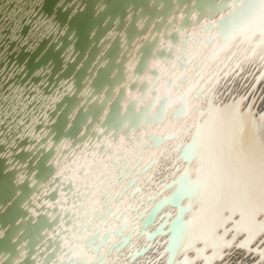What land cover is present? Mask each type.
I'll list each match as a JSON object with an SVG mask.
<instances>
[{"label": "snow or ice", "instance_id": "6c2138e0", "mask_svg": "<svg viewBox=\"0 0 264 264\" xmlns=\"http://www.w3.org/2000/svg\"><path fill=\"white\" fill-rule=\"evenodd\" d=\"M100 7L103 10L106 6ZM181 7L183 11L180 10ZM119 23L120 21L116 20V24ZM161 27L165 29L163 32L160 31ZM190 28H194V31L181 35ZM114 32L115 29L109 32L105 39L113 37ZM148 32V39L153 42L158 38L169 37L165 46L168 55L163 60L160 58L162 53L156 56L146 77L138 74L137 64H140V61L130 66L128 74L131 79L125 84L124 89L136 86L135 92L128 91L125 97L122 89L115 90L117 100L124 101V113L131 112V117L109 126L108 106L111 104V96L95 97L102 101L101 107L107 108V111L82 123V130H78L79 139L74 138L71 141L60 139L53 128L49 127L59 123L60 116L67 107L58 101L79 91L74 81L62 83L58 81L52 85L51 90L47 84L40 81L31 93L27 88L21 92L20 88L12 84V88L16 89L21 99L28 97V100H25L28 108L38 110V114L37 111L32 113L35 117L33 123L29 124L25 120L19 125L14 136H24L29 145L27 149L29 153H35L37 156L45 152L49 156L55 153L57 168L61 163V155L67 159V153L63 150L74 149L85 138L89 141L95 138V147L98 150L94 156L99 160L102 154L112 155L111 144L128 142L131 147L139 143L142 148H147L148 141L151 140L153 146L159 150L162 144L172 140L179 141L182 135L191 134L186 144L177 143L173 146V151L179 153L175 164L182 160L186 166L180 170L174 164V178L168 184L161 185L164 190H172V195L162 198L159 211L170 205L176 208V216L164 213L158 224L151 221L155 224L152 232L146 230L147 225H143L144 230H141V224L138 229H133L131 234L125 235L129 228L128 219L124 217L117 229L109 227L108 221L104 220L89 233V213L85 211L80 216L75 214L78 211L77 199L81 201L85 199L87 194L94 190L91 185L78 189L74 183H69L67 193L60 191V199L54 197L45 199L44 205L47 208H59L58 212L48 213L55 225H62L61 231L55 232L54 236L59 237L64 245L72 246L70 255L66 252L63 257L58 258L61 262L67 259L68 264H105L104 257L99 254L97 240L104 245L108 244L110 237L115 238L109 252H119L131 245L133 234H138L144 237L146 243L143 248H132L128 258L135 260L141 255H147L152 247V241L158 235H169L170 239L165 243H171L173 221H182L184 215H191L192 219L184 222L181 238L176 243L177 254L180 251L193 250L197 242H202L205 247L195 248V252L197 259L202 258L204 264H214L217 259L224 264L226 258L232 255V248L249 254L255 251L264 259V250L252 247V241L257 237H260L259 243L264 246V111L254 112L249 105L241 108L235 101L229 104L218 103L219 97L222 96V80L234 84L236 80L243 78V86L250 87L251 91H255V87L264 82V0H211L206 6H202L199 0H185L183 5L175 6L171 18L161 17L160 22L154 23ZM177 49L180 50L177 63L173 64L172 56ZM233 49L240 51L233 52ZM258 55L260 70L253 75L252 86H249L243 66L255 60ZM103 56L104 53L101 52L97 60L100 61ZM104 65L100 63L101 67ZM137 80L144 84V88L136 84ZM94 90L92 87H85L79 91V95L91 102L89 98H93ZM104 92L108 93L109 89H104ZM249 96L250 93H245L240 97V102L248 100ZM205 103L206 107L201 109V105ZM250 105L254 106L255 100H251ZM171 109L175 110L169 114ZM80 110L74 106L72 115L66 119L67 126L63 129L65 134L73 127L70 121L75 120L76 113ZM83 110L88 111L87 108ZM193 116L197 119L191 126L172 127L171 130L165 129L151 135H134L139 133L141 128L147 133L154 125L164 124L166 121L169 123L187 121ZM117 136L121 137L120 141H117ZM156 162V159H151L140 174L143 175ZM193 162L200 165L196 169L195 178L192 175ZM68 170L66 166L58 171L53 181L49 182V187L52 183L59 184L68 179L65 175ZM77 175L86 176V169H81ZM26 178V175H20L17 183L25 182ZM109 182L116 183L115 180ZM31 183L35 184L36 181L33 179ZM136 183L137 181L132 179L116 196L129 194V198L134 199L142 191L136 187ZM51 190L59 191V187ZM77 192L79 197L76 196ZM68 193L72 194L71 207H68ZM155 199V194L145 198ZM184 200L188 203L185 204ZM194 203L199 204L196 211H193ZM23 207L38 215L30 203H25ZM91 207L95 210V204ZM123 211L122 209L118 214V222ZM128 211L134 212L136 209L130 207ZM103 215L111 217L112 210L109 208ZM100 227L105 229L103 234L99 231ZM221 229L223 236L218 235ZM229 232L233 234L232 243L227 240ZM4 235L5 231L0 230V237ZM235 236H241L242 242L235 243ZM10 242L16 255L0 254V264H42L44 261H47V264H56V260L51 257L58 253L60 248L47 235L33 247H29L30 241L22 239L21 235L15 236ZM209 247L212 249V256L202 255ZM166 251H169L168 264H177L172 251L170 249ZM180 264L193 262L185 258Z\"/></svg>", "mask_w": 264, "mask_h": 264}, {"label": "water", "instance_id": "95a60500", "mask_svg": "<svg viewBox=\"0 0 264 264\" xmlns=\"http://www.w3.org/2000/svg\"><path fill=\"white\" fill-rule=\"evenodd\" d=\"M184 2L185 0H0V230L5 231L4 237H0V254L11 253L13 256L16 255L10 241L17 235H21L22 239L30 241L29 247L35 246L39 240L47 235L60 248L59 252L53 254L51 259H55L56 264H68L67 259L61 262L58 257H63L66 252L70 255L72 246L64 245L59 237L54 236L55 232L61 231L62 225H55V222L51 221L48 216L49 212H58L59 208H47L44 205V200L51 197L60 199V191L67 193L69 183H74L78 189H83L85 185H91L94 189L87 194L85 199L82 201L77 199L76 201L78 207L76 216L82 215L85 211L89 213V233L104 220H107L108 226L113 229L121 226L124 217H127L129 223L130 218L125 211L120 216L121 223L118 226L109 223L112 216L118 222V214L121 213L122 209L125 210L126 206L134 207L136 211L134 212L135 219L132 220L133 225L128 227L129 232L125 235L131 234L133 229H138L141 224V230H144L143 225L148 227L149 224H153L151 221L158 224L164 213H171L170 210L162 211L159 220L155 219L165 195L156 197L149 208L144 206L140 211H137L140 204L131 202L128 205L123 203L121 208H119L118 203L114 209H111V204L103 208V205H106L110 200L118 199L120 196L117 197L116 194L120 193L121 189L128 185L132 179L136 180V177L131 178L125 186L120 188L119 192L113 190L118 186L123 176L130 174V170L125 171L123 168L128 165L133 167L141 160L143 156L141 151H145L146 148H142L140 144L136 148L130 147L128 142H124V147L120 143L111 144L112 155L102 154L97 160L94 156L98 150L95 147V138L91 141L85 138L74 149L63 150L67 153V159L65 160L61 155L59 168L55 164V153L51 156L47 152L38 156L35 153H29L27 151L29 145L24 136L19 135L17 137L14 134L25 120L32 124L35 120L32 113L37 111L38 114V110L28 108L25 103L28 97L25 96L24 99H21L16 89L12 88V84L20 88L21 92L27 88L29 93L40 81L47 84L49 90L58 81L61 83L74 81L75 87L79 91L85 87L95 89L93 98H89L91 102L81 98L79 91L75 95L64 96L58 101L67 107L60 116L59 123L49 127L53 128L60 139H68L69 141L74 138L79 139L78 130H82L81 124L100 116L103 111H107V108L101 107L102 101L95 97L111 96V104L108 106L110 111L109 126L129 118L132 114L131 112L124 113V101L117 100L115 90L117 88L122 89L125 97H127L128 91L135 92L136 86L124 89L125 84L131 79L128 74L130 66L136 61H140L141 63L137 64L138 74L141 77H146L151 65L155 62L154 58L162 53L160 58L163 60L168 55V49L165 46L168 44L169 37L158 38L153 42L148 39V30L154 23L160 22L161 17L171 18L175 6L183 5ZM210 2L211 0H199L202 6H206ZM161 5L163 7H160ZM100 6L106 7L101 10ZM180 10L183 11V8L181 7ZM195 15L194 12L193 16ZM116 20H119L120 23L116 24ZM113 29H115L113 37L106 40L105 37ZM164 30L163 27L160 28L161 32ZM193 31L194 28H190L181 35ZM60 32L64 34L59 35ZM93 33H95L94 36ZM102 41L103 43H101ZM179 51L177 49L172 56L171 62L174 64L177 63ZM101 52L104 53V56L98 61L97 58L100 57ZM100 63H104V67H101ZM252 69L253 73L245 69L249 86H252L253 75H256L260 70L257 65H254ZM228 83L227 89L222 90L225 96L228 97L230 94L231 96H242L245 93H250L249 99L245 103H250L254 96L256 97L254 107L264 110V82L256 86L255 91H251L250 87L243 86V78L236 80L234 84L231 81ZM136 84L140 88H144V84H141L139 80L136 81ZM106 88L109 89L108 93L104 92ZM237 91L238 93H236ZM39 98L38 92L37 99ZM74 106L81 110L76 113L75 120L70 121L73 123V127L65 134L63 129L67 126L66 119L72 115ZM85 108L88 109L87 112L83 110ZM129 108L131 109V105ZM165 123L152 126L155 127L154 130L151 131L149 128L147 133L141 128L140 132L134 135L160 133L158 130ZM26 130L32 131V129ZM120 138L117 136V141H120ZM150 141H148V145ZM151 143L153 144L152 141ZM186 143L187 141L184 142V144ZM85 145L88 146L85 147ZM176 157L173 160L174 164ZM153 158L156 159V157ZM131 161H133L132 164ZM89 165L92 167L89 168ZM66 166L69 169L65 173L68 179L59 184L52 183L49 187V182L53 181L57 172ZM175 166L178 168L179 163ZM81 169H86V176L77 175ZM124 171L125 174H123ZM22 174L27 177L25 182L17 183ZM33 179L36 181L35 184L31 183ZM110 180H115L116 183H110ZM155 181L160 184L163 183L159 178ZM170 181L171 179L165 184ZM57 187H59V191L51 190ZM136 187L139 186L136 185ZM162 190L159 187L155 193L150 192L145 198L152 194L157 196ZM94 193L97 195L96 197H92ZM171 195L172 191L166 197ZM71 196L72 194L68 193V207H71ZM76 196L79 197V192L76 193ZM25 203H30L31 208H34L38 215L33 214L30 209H25L23 207ZM93 204H95V210L91 207ZM109 208L112 210V215L106 217L103 213ZM173 208L175 213L172 216L175 217L176 208ZM142 213L143 216H141ZM97 218L98 221H96ZM137 218H139L138 222H136ZM154 228L155 225L151 230L148 228L146 230L152 232ZM179 228L180 220H174L171 243H165L169 241V235H158L152 241V247L148 250L147 255H141L139 258L131 260L128 258L131 249L122 256L123 258L126 257L123 262L115 261L114 264H168L169 251L166 249L172 251L177 264H180L185 258H189L188 260L192 258L193 264H204L202 258L197 259L195 252L191 254V258L189 256V252L195 251V248L203 249L204 244H201L202 248L195 244L193 250L176 253L175 246ZM99 231L103 234L105 229L102 231V227H100ZM165 231L167 232L168 229ZM222 231L223 229H221L220 236H223ZM161 236H164V239L160 238ZM227 240L229 243L233 242L231 232H229ZM259 240L260 237L253 240L252 247L254 249L260 247L264 250V246L259 243ZM114 242V238L110 237L108 243L111 245ZM234 242L241 243L242 237L235 236ZM96 244L99 249L101 246L107 245H101L99 240L96 241ZM110 245L107 247L108 251ZM132 245L133 243H131ZM144 245L138 246V248H143ZM231 253L232 255L226 258L224 264H264V259L259 257L255 251L249 254L246 251L232 248ZM99 254L103 256V252H99ZM212 254V249L209 247L208 251L202 255L212 256ZM249 258L254 259L248 260ZM107 263L105 262V264ZM42 264H47V261L42 262ZM214 264H222V262L217 259Z\"/></svg>", "mask_w": 264, "mask_h": 264}, {"label": "bare ground", "instance_id": "6f19581e", "mask_svg": "<svg viewBox=\"0 0 264 264\" xmlns=\"http://www.w3.org/2000/svg\"><path fill=\"white\" fill-rule=\"evenodd\" d=\"M189 46L191 47V42H189ZM239 51H240L239 49H233V52H239ZM173 64H174V62H173ZM254 65H257L258 69H260V57H259V55L256 57L255 60L251 61L250 63H248L246 65H244L243 68L246 69V70L248 69L249 72L253 73L252 67ZM228 82H225L223 80L221 81L222 96L219 97L218 103L229 104V103H233L235 101L236 103H238L240 105L241 108H244L245 105H249V106H252L254 112L264 111V110L259 109V107L255 108L253 105H250V103L246 104L245 103L246 100L243 103H241L240 102V97L241 96H231V94L228 97H227V95L225 96L223 91L225 89H227V87L229 85ZM231 93H233L232 90H231ZM236 93H238V91ZM175 94L176 93H173V95H175ZM251 100H255L256 101V97L253 96L251 98ZM204 107H206V103L201 105V109H203ZM261 108H262V106H261ZM263 108H264V106H263ZM171 110H173V109H171ZM196 119H197V117L193 116L187 121H182L181 120V121H173L171 123L166 121L165 125L161 126L159 128L158 132H162L165 129L171 130L172 127L191 126ZM154 128L155 127H150V130L153 131ZM190 138H191V134L190 133L187 136H183L182 135L180 137L179 141L172 140V141H169L167 143H164L159 148V150H157L153 146L151 141H150L149 142V146L146 148V150L145 151H143V150L141 151V154H143L141 160L136 165H134L133 167L128 165V166L123 168L125 171H129L130 170L129 171L130 174L123 176L122 179L120 180V183L118 184V186H116L113 189L114 192H116V191L119 192L120 188L122 186H125L129 182V180L131 178L136 177V181H137L136 185H138L142 189V191L135 197V199H130L129 198V194H125L123 196H120L118 199H112L106 205H103V208H105L106 206L111 204L112 205L111 209H114L117 206V203H118L119 208H121L123 206V203H124V205H128L130 202L133 203V204H136V203L140 204L139 208H137V211H140V209L142 207H144V206L149 208L152 205V202L154 200H145V196L147 194H149L150 192L155 193L158 190V188L161 187V185H164L167 181H169L170 179L172 180L174 178V172H173V169H172L173 166H174L173 160L177 156L178 153L173 151V146L175 144H177L178 142H180V143H184L186 141L188 142L190 140ZM122 145L124 147V143ZM138 145H139V143L133 144L132 148H136ZM153 157H156V161L157 162L147 172H145L143 175H141L140 173H141L142 167L145 164H147ZM132 162L133 161H131V164H132ZM185 166H186L185 163L181 160L180 163H179L178 168L180 170H183V168ZM199 167H200L199 163H197V162H193L192 163V168H193V174L192 175H193V178L196 177V169H198ZM125 171H124L123 174H125ZM157 178H159L161 181H163V183L160 184V183L156 182L155 180ZM171 191L172 190H164L163 189L160 192V194L155 196V197L159 198L160 196H164V195L166 197ZM96 196L97 195H95V193H94V195L92 197H96ZM184 203L187 204L188 201L184 200ZM128 209H129V206H126L124 211L127 213V215L130 218L129 219V223H128V227H130V226L133 225L132 220L135 219V215H134L135 211L134 212L133 211H128ZM198 209H199V204H195L194 203L193 211H196ZM159 210H160V208L157 211V213L159 212V214L156 213V215H155V219L156 220H159V216H160V213L162 211L170 210L171 214L175 213V209L173 207H171V206H165V207H163L162 211H159ZM191 219H192L191 215H184L183 216V220L182 221L180 220V228H179V233H178V240L181 238V234L183 232V227H184V222H186L188 220H191ZM96 221H98V218L96 219ZM138 221H139V219L136 220V222H138ZM109 223H113L115 226H118L121 223V219L119 220V222H116L114 220V217L112 216L109 219ZM154 225L155 224H149L148 227H147L148 230H151L154 227ZM136 227L138 228L137 225H136ZM103 230H104V228L102 227V231ZM218 235H221V230L218 233ZM160 238L164 239V236H161ZM114 240H115V238H114ZM110 243H108L107 245L101 246L100 249H99L100 253L103 252V257L105 259V262H108L107 264H114L115 261H119L120 263L123 262L124 259L126 258V257L123 258L122 257L123 255H125L132 248H138V246H141V245L145 244L146 241H145L143 236H139L138 234H133L132 235V240H131V243H133V245L132 246L130 245L129 247H124L123 250L119 251V252H115V251L109 252L107 250V247L110 245ZM201 244L203 245V243H200V242L196 243V245L199 246V247H201ZM193 252H195V251L189 252L190 258H191V254ZM251 259H254V258H249L248 260H251ZM192 260L193 259L191 258L190 261H192Z\"/></svg>", "mask_w": 264, "mask_h": 264}]
</instances>
